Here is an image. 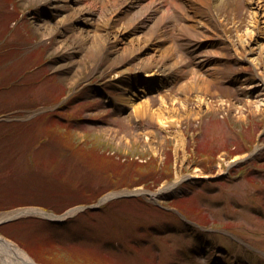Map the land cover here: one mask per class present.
Masks as SVG:
<instances>
[{"label":"rangeland","instance_id":"374dc122","mask_svg":"<svg viewBox=\"0 0 264 264\" xmlns=\"http://www.w3.org/2000/svg\"><path fill=\"white\" fill-rule=\"evenodd\" d=\"M250 2L232 0L216 15L191 9L187 25L194 23L193 36L177 30L163 35L158 47L181 36L174 45L191 62L190 42L231 57L217 59L219 78L201 73L213 80L210 108L201 109V93L180 89L192 71L176 68L170 70L181 75L165 92L136 93L122 104V95L132 90L129 72L119 73L122 68L109 64L107 55L87 59L77 70L83 52L72 56L73 48L60 47L77 19L50 36L38 30V24L56 25L65 17L63 0H0V213L36 207L62 215L96 204L108 192H158L182 175L174 190L156 199H114L62 223L22 215L2 223L0 235L39 264H264V110L257 113L246 103L253 95L245 84L259 80L264 58L256 71L237 55L254 50L251 36L260 34L251 26L256 18ZM132 5L116 14V26L134 12ZM261 5L258 15L264 17V0ZM211 17L222 27L217 22L212 31L195 28L203 21L212 29ZM206 34L211 37L198 38ZM146 99L148 115L136 116L135 104ZM159 112L173 122L154 121L151 115ZM238 155L243 157L230 164ZM197 167L215 178L187 181Z\"/></svg>","mask_w":264,"mask_h":264},{"label":"bare ground","instance_id":"6f19581e","mask_svg":"<svg viewBox=\"0 0 264 264\" xmlns=\"http://www.w3.org/2000/svg\"><path fill=\"white\" fill-rule=\"evenodd\" d=\"M231 1L232 0H196V5L194 1V5H192L189 0H63L61 7L64 8V11L62 12L65 14V17L58 20L56 25H50L47 23L38 24V30L43 36H50L54 34L58 26L77 19V22H72L78 24L77 26H73L72 36L59 41L60 47L65 46L68 49L73 48V53H71L72 56L78 51L83 52L82 58L75 61L77 64V70L83 67V62H86L87 59H92V61L95 60L96 62V60L103 55H107L109 58V64L122 68L119 73L122 71L140 72L152 77L159 74L167 76L164 71H170L172 68L189 69L192 71V76L189 80L183 81V83L180 82L181 84L179 83L181 91L185 92L186 95L192 91L201 93L196 95V99L200 103V108L202 109L204 105H208L207 107L210 108L207 95L211 94L210 90L213 80L201 73L207 72L213 74L214 72L216 74H221L223 70L221 68H216L215 66H209L204 71L191 68L190 63L184 58L182 53L177 51V47L175 46L177 45L176 40L180 39L181 36H178L177 39L172 38V43L164 49L158 46L164 42V40H162L165 39L163 35L171 34L174 30H178L176 35L185 32L189 37L193 36L194 23L189 26L187 25V22L189 21L187 12L191 9L195 10L202 8L204 11L208 10L210 13L216 15L221 10L229 9L228 4ZM129 2L134 4L132 5L135 9L134 12L123 21L121 26H116V21H114L116 14L125 8L126 4ZM261 2L262 0H251L249 7V9L253 8V10H251V17L255 16L256 18V22L251 20V26H255L256 29L259 28V35L264 33V17L258 15V10L262 9ZM164 8H166V10ZM145 18L147 19L144 20ZM211 18L213 19L212 25L214 26L211 25L212 29L208 25L209 23L207 24L203 21L200 23L198 21L195 28H203L204 30L212 31L215 26L217 27V22H219L220 27H222L220 20L216 21L215 17ZM139 21H143L140 26L137 24ZM166 21H169L171 24L166 25ZM173 23L176 25H173ZM202 23L206 24L207 28L204 26L199 27ZM88 24L91 26H88ZM101 27L105 28L102 32H99ZM250 31H254L253 28L248 29L247 32L249 33ZM259 35H255L254 33V35L251 36L252 39L255 38V45L253 46L255 51L250 49L248 54L245 50L237 51V55L244 60L250 61L254 65L256 71L259 69L264 58V37L261 36L260 39L257 40ZM209 37H211V35L206 34L205 36H199L198 38L208 39ZM240 39L242 43H246L247 41L246 37L240 36ZM257 74L260 81L264 84V70H259ZM139 77L140 76L137 74L133 75L134 80L137 78L139 79ZM262 82L258 84L260 89L256 93L261 91ZM145 83L149 84L148 79ZM139 86V88L143 89L142 85ZM131 99H135L134 94L126 92V94L121 97V103L124 104L125 101L131 102ZM177 99V97H174L173 103H175ZM161 100L163 104L166 105L165 103L167 101L165 96H162ZM225 102L226 100L220 99L221 104ZM150 103V99L136 103L134 108L136 116H147V109ZM246 103H252L254 105V110L257 113L264 110V98H255L254 100L246 101ZM233 106L239 108L235 102H233ZM163 109L164 108H159V111L162 112ZM160 115L159 112L156 117L155 115H151V117L153 120L156 118L160 124H170L173 122L170 118L161 117ZM178 124L180 125V123ZM242 157L243 155L234 157L230 161V164ZM207 175V173L201 172L197 167L192 176L201 177ZM181 177L182 175L178 174L173 183L164 185L158 192L151 193L144 189H137L134 190V192L150 193L151 196L154 197L160 192L174 190L179 181L182 180L180 179ZM111 195L112 194L109 196ZM31 213L47 215V213L40 208L26 207L18 210L1 212L0 221L14 215ZM73 213L74 211H69L66 215H71ZM0 264L38 263H36L15 243L6 241L0 236Z\"/></svg>","mask_w":264,"mask_h":264},{"label":"water","instance_id":"95a60500","mask_svg":"<svg viewBox=\"0 0 264 264\" xmlns=\"http://www.w3.org/2000/svg\"><path fill=\"white\" fill-rule=\"evenodd\" d=\"M78 208H79V209H83V208H92V206H88V207H87V206H80V207L75 208V210L78 209ZM71 210H73V209H71ZM0 224H1V222H0Z\"/></svg>","mask_w":264,"mask_h":264}]
</instances>
